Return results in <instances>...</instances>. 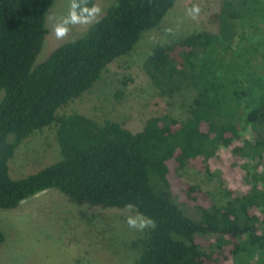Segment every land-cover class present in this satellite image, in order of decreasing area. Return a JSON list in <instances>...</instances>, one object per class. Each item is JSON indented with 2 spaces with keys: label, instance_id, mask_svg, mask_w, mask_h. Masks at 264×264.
Segmentation results:
<instances>
[{
  "label": "trees",
  "instance_id": "trees-1",
  "mask_svg": "<svg viewBox=\"0 0 264 264\" xmlns=\"http://www.w3.org/2000/svg\"><path fill=\"white\" fill-rule=\"evenodd\" d=\"M55 1L0 0V210L50 189L78 206L123 210L131 203L155 221L131 243L135 264H264V137L254 127L264 120V78L252 63L264 41L230 48L236 20L262 22V0H228L214 16L219 33L195 31L151 50L145 66L165 93L188 82L195 93L184 121L150 117L137 133L59 112L159 28L176 0H114L82 37L34 65ZM52 125L60 159L12 179L16 149ZM189 170L217 177L224 199L186 183Z\"/></svg>",
  "mask_w": 264,
  "mask_h": 264
},
{
  "label": "rangeland",
  "instance_id": "rangeland-1",
  "mask_svg": "<svg viewBox=\"0 0 264 264\" xmlns=\"http://www.w3.org/2000/svg\"><path fill=\"white\" fill-rule=\"evenodd\" d=\"M104 15L114 0H94ZM228 0H176L159 28L144 33L136 47L124 58L114 62L102 72L93 88L68 104L59 114H81L97 122L112 121L132 133L140 132L144 122L155 116H169L184 121L188 114L194 88L188 82L180 90L166 93L153 79L145 66V59L156 46L171 45L195 31L219 33V20ZM264 3V0H262ZM198 5L201 9L196 20L186 14V9ZM68 0H56L45 15L48 30L34 65L43 62L56 48L82 37L89 26H74L67 38L57 40L52 34L49 16L60 17L67 13ZM241 24L236 20L231 50L245 44L264 41V19ZM256 20V23H255ZM173 28L175 34L165 30ZM241 43V44H240ZM252 60L259 75L264 78V47ZM257 58V59H256ZM4 92H0V100ZM262 120V119H261ZM248 125L247 131L251 130ZM264 137V120L254 125ZM60 159L56 141V126L52 125L24 141L9 161V175L22 179L57 162ZM218 171H221L218 169ZM216 176V175H215ZM183 180L200 187L204 192L218 197L217 177L189 170ZM224 186H228L225 182ZM217 196V197H215ZM190 219H198L191 208H182ZM127 209L103 210L69 203L54 189L44 191L14 210H0V231L4 241L0 244V264H135L138 251L131 243L144 231L128 227Z\"/></svg>",
  "mask_w": 264,
  "mask_h": 264
},
{
  "label": "clouds",
  "instance_id": "clouds-1",
  "mask_svg": "<svg viewBox=\"0 0 264 264\" xmlns=\"http://www.w3.org/2000/svg\"><path fill=\"white\" fill-rule=\"evenodd\" d=\"M200 7L192 5L186 9V14L192 20H196L200 14ZM102 15V9L97 4H90V0H68L67 13L60 17L49 16L52 21V34L57 40L67 38L74 26H89L99 22ZM169 34H175L174 29L169 27L165 30ZM129 214L126 217V223L129 228L144 231L148 228H155V221L138 211H134V206L129 203L126 205Z\"/></svg>",
  "mask_w": 264,
  "mask_h": 264
}]
</instances>
